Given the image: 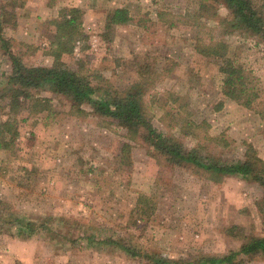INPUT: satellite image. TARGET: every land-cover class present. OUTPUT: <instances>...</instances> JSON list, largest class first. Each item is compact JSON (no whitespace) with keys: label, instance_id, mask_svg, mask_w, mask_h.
Returning a JSON list of instances; mask_svg holds the SVG:
<instances>
[{"label":"rangeland","instance_id":"1","mask_svg":"<svg viewBox=\"0 0 264 264\" xmlns=\"http://www.w3.org/2000/svg\"><path fill=\"white\" fill-rule=\"evenodd\" d=\"M255 2L264 13V0ZM118 7L128 8L131 22L114 27L106 41V16ZM71 8L81 14V36L72 54L62 56L65 65L82 68L95 87L117 92L148 66L143 100L160 133L203 158L240 162L251 146L264 162V45L232 28L229 11L212 1L0 0V94L11 72L6 47L26 66H51V22ZM3 10L14 16L9 23ZM213 42H222L242 68L255 94L248 106L224 96L220 60L196 52V45ZM34 94L49 101L48 112L32 114L21 101L13 115L0 97V120L13 119L17 132L10 149L0 150V202L31 219L61 217L65 224L57 227L71 233L66 241L0 234V264H146L114 247L79 250L71 240L85 227L101 237L129 238L136 250L189 261L225 255L264 236L258 184L172 166L87 106L74 115L63 97ZM123 143L131 147L129 168L117 158ZM242 264H264V255Z\"/></svg>","mask_w":264,"mask_h":264},{"label":"trees","instance_id":"2","mask_svg":"<svg viewBox=\"0 0 264 264\" xmlns=\"http://www.w3.org/2000/svg\"><path fill=\"white\" fill-rule=\"evenodd\" d=\"M223 5L232 17V28L245 30L252 36L258 37L264 45V13L255 0H208ZM2 19L9 23L11 18L3 10ZM81 14L78 9L71 8L63 11L51 25L55 34L50 44L49 56L53 63L49 67L26 66L21 58L9 52L11 72L6 77L5 86L0 94L8 100L11 113L16 114L21 101L28 102L32 114H41L50 110L49 101L36 98L34 93L50 92L63 97L70 105V112L74 115L85 114L83 107L91 109L95 116L109 119L125 129L126 137L130 140H142L150 151L160 156L172 166H190L194 169L221 177H235L240 180L254 182L263 189L264 195V162L256 156L252 147L245 152V158L240 162H221L199 155L197 148L184 149L182 144L172 136L160 133L152 124L146 112L143 97L148 90L150 78L146 77L149 67L138 69V81L128 86L122 92L101 89L92 84L90 77L81 69L68 67L62 61L63 55H71L74 44L81 36ZM131 16L128 8L118 7L109 11L105 22V40L110 41L114 27L130 24ZM5 48V42L2 40ZM7 43V41H6ZM8 46V45H7ZM195 50L207 58L220 60L219 73L223 78L222 92L231 100L248 106L255 96L242 68L235 66L228 58L227 47L222 42L198 44ZM102 91V92H101ZM245 94V102L241 101ZM31 104V105H30ZM9 135L10 139L5 137ZM17 136L13 119L0 120V150H8ZM130 145L123 143L117 158L124 168L131 166ZM144 204V203H143ZM56 223V224H54ZM60 223L65 224L63 218L56 221L50 218H27L24 214L12 212L5 203L0 202V234L11 237L30 239L32 237L49 236L51 240L66 241L70 230L61 232ZM68 232L67 234H65ZM75 236V234H73ZM81 228L71 242L78 245L79 250L107 249L114 247L116 251L125 253L132 259H142L146 264H242L245 257L264 255V236L247 239L237 251L221 256H200L192 261L185 259H168L155 252L136 250L131 239L108 235Z\"/></svg>","mask_w":264,"mask_h":264}]
</instances>
